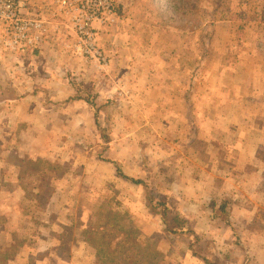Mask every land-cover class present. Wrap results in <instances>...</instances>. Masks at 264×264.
I'll use <instances>...</instances> for the list:
<instances>
[{
  "label": "rangeland",
  "instance_id": "374dc122",
  "mask_svg": "<svg viewBox=\"0 0 264 264\" xmlns=\"http://www.w3.org/2000/svg\"><path fill=\"white\" fill-rule=\"evenodd\" d=\"M15 1L24 5L25 16H39L57 32L70 31L71 4L86 2ZM104 1L110 5L104 10L108 21L96 26L107 66L78 54L71 30L64 49L75 55L65 52L70 63L62 65L73 71L62 75L85 85L75 95L82 106L73 107L72 118H62L60 109L56 118L36 123L37 134L43 133L36 141L42 153L37 163L57 185L59 201L32 197L26 209L37 204L36 212L41 203L44 212H52L44 222L59 228L62 247L73 245L80 264H208L202 257L242 264L245 254L251 255L249 263L263 261V190L229 194L253 204L245 206V245L230 247L235 238L227 222L234 215L228 212L227 186L217 189L215 182L226 179L231 159L239 158L245 173L250 158L264 170V0ZM56 90L62 98L65 92ZM0 119L5 165L12 162L10 151L29 147L6 143L4 134L15 119ZM50 156L53 165L47 167ZM2 190L0 213L9 202L17 209L19 202L12 196L7 202ZM165 216H179L185 224L172 233L167 226L179 224L168 225ZM21 221L35 227L41 220ZM4 224L8 220L0 215V258H15L18 251L4 247ZM246 245L250 252H244Z\"/></svg>",
  "mask_w": 264,
  "mask_h": 264
},
{
  "label": "crops",
  "instance_id": "0c3cea01",
  "mask_svg": "<svg viewBox=\"0 0 264 264\" xmlns=\"http://www.w3.org/2000/svg\"><path fill=\"white\" fill-rule=\"evenodd\" d=\"M71 36L72 34L68 30L57 32L53 28H47L46 31L39 32L35 40L36 46L12 48L5 43L0 33V118L9 117L15 119V122L8 126L11 130L9 133L4 134L3 140L6 143L10 142L9 144L13 146L29 147L21 153L15 149L10 151L9 155L12 162H8L5 165L0 164V186L3 190H6L3 193L6 196V201L9 202L7 197L12 196L15 201L19 202L17 209L11 206V202L6 203L3 206L4 213H0L3 220H8V224L3 225V231L6 233L4 247L9 251H18L15 258L5 256L0 258V264H80L73 258L75 257L73 245H66V250L62 247L58 237L59 228H55V225L47 224L48 221L44 222L52 217V212H44V205H40L41 203L38 204L39 208L36 212L33 211L37 208V204L32 205V207L28 206L30 208L29 211L26 209L27 205L24 204L30 201L32 197H35V199L37 197H46L51 201L53 200L54 203L59 201L60 192L56 189L57 185L53 183L54 181L50 179L46 172L45 174L41 173L43 166L41 163H37L42 153L35 149L38 146L36 141L40 140L43 133L37 134L36 123H39V118L42 119L47 116L48 118H56L60 109L63 111L61 113L62 118H72L73 107L76 105L78 107L82 106L81 102L83 99L75 96L79 88L73 85L70 80H65L62 75H70L73 71L71 67L62 65L63 62L66 64L70 63L65 52L66 54L73 52L75 55L72 49H64V46L66 48L70 47ZM57 42H63L64 45L60 44L61 47L56 46ZM60 48L61 50H59ZM71 76H74V73ZM60 77L62 80H60ZM58 88L65 92L62 98L58 96L59 94L56 90ZM63 98L64 100L62 101ZM93 118H96L95 112L93 113ZM20 119H24V124H21V126H19ZM2 125L5 124H2L0 119V129ZM45 135L48 138L53 137L51 130H47ZM18 139L21 140V143L18 142ZM30 148L31 150L28 152L27 150ZM51 149L50 144L47 145V150L51 151ZM25 151L28 153H25ZM230 161H233L230 162L232 164L230 173L226 175L227 177L223 181L216 179L215 184L217 189H222L223 183L227 186L228 195L227 199H225L230 201L229 204L231 206L228 212L234 215V222L232 224L228 222L229 224L227 225L231 228L230 230L235 238V242L229 246L232 247L235 244L238 247H243L246 242L243 239L241 240V237H244L247 233V231L243 233L242 227H245L243 222L249 223L245 220L246 216H244L249 213L246 210L248 207L245 208V206H253V204L247 198L240 201V199L235 196L231 197L229 194L240 195L241 191L252 188L254 192L263 190L261 194L260 192L258 194L264 195V170L260 173L261 168L256 166L250 158L245 164V171L250 176L245 177L246 173L242 170L241 166L243 165H241L239 158L235 160L236 163L232 159ZM49 165H53L51 156L47 167ZM221 166L218 165V169L215 168V171L219 172ZM211 177L215 179L213 173ZM233 181L235 182L232 184V190L229 191L230 184ZM61 183L64 184L63 181ZM248 194L251 193H245L244 197L249 196ZM0 196L2 197L1 194ZM224 197H226L225 194ZM261 198H264V196H259L258 199ZM16 204L13 203L14 206ZM234 206H236L235 209ZM250 216L256 219L257 213H250ZM23 218L26 221L39 219L41 220L39 222L40 225L35 227L27 225L24 227L21 221ZM235 218L237 223H235ZM16 219L20 220L18 225L15 222ZM238 227L240 228L238 229ZM253 228H250V230H253ZM246 250L249 251L248 246L244 249V252ZM65 251L69 252V254L65 253L62 255V252ZM250 256L245 254L242 264L249 263ZM189 257L191 256L188 254ZM211 260L210 262H212ZM214 263L220 264L219 262ZM249 264H264V260L256 261L254 259Z\"/></svg>",
  "mask_w": 264,
  "mask_h": 264
},
{
  "label": "built area",
  "instance_id": "2783aa9c",
  "mask_svg": "<svg viewBox=\"0 0 264 264\" xmlns=\"http://www.w3.org/2000/svg\"><path fill=\"white\" fill-rule=\"evenodd\" d=\"M67 5L66 1H63ZM21 2L15 0H0V33L5 43L12 48L19 46H36L39 32L47 30L46 21L39 16H25ZM75 15L69 20L68 29L75 31V49L81 56L107 66L108 58L98 43L97 24H105L104 16L110 5L104 0H86L81 5L71 4ZM109 15V14H108ZM73 32V31H72ZM72 34V33H71Z\"/></svg>",
  "mask_w": 264,
  "mask_h": 264
},
{
  "label": "trees",
  "instance_id": "16d2710c",
  "mask_svg": "<svg viewBox=\"0 0 264 264\" xmlns=\"http://www.w3.org/2000/svg\"><path fill=\"white\" fill-rule=\"evenodd\" d=\"M185 1H189V0H185ZM70 82L73 84V85H75L77 88H83L85 85H83V84H81L80 82H78V81H76V80H70ZM77 98H79V99H81L82 97L81 96H77ZM120 165H119V169H120V171H121V167H122V163H119ZM118 169V170H119ZM121 173H122V171H121ZM132 181H133V179H132ZM221 205V209L223 210V211H226V204L223 202L222 204H220ZM175 218V220L173 219V217H170V216H165V218H164V221H166V223L169 225V224H171L172 223V220L174 221L173 223L175 224V222L177 223L178 222V224H179V226H172V228H169L168 226H167V229L170 231V232H172V233H177V228L179 227V228H181L184 224H185V222H184V220H182L179 216L178 217H174ZM228 223V222H227ZM229 224V223H228ZM111 248L109 247V248H106V250H109V251H111L110 250ZM118 251V250H117ZM112 252L113 253H116V251H113L112 250ZM203 258V260L206 262V263H208V264H216V263H214V262H210L209 261V259L208 258H206V257H202ZM246 264H249V263H246Z\"/></svg>",
  "mask_w": 264,
  "mask_h": 264
}]
</instances>
